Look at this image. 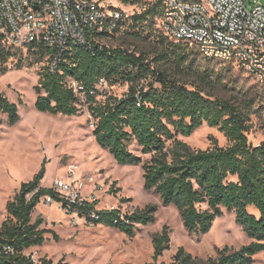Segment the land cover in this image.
<instances>
[{"label": "trees", "instance_id": "obj_1", "mask_svg": "<svg viewBox=\"0 0 264 264\" xmlns=\"http://www.w3.org/2000/svg\"><path fill=\"white\" fill-rule=\"evenodd\" d=\"M131 5L146 4L143 0H121ZM161 0L117 25L114 34L139 38L148 32L161 52L148 57L137 49L93 44L91 50L74 47L63 54L54 73L47 66L38 74L34 87V107L40 113L73 117L86 108L92 120V136L119 165L139 166L144 190L159 197L164 207L173 206L183 228L189 234L203 235L223 212L232 213L250 243L238 250L223 248L215 260L207 264H252L253 256L264 252V143L248 142L250 122L249 100L239 105L230 100L211 98L196 87H188L179 77L158 67L166 60L182 74L191 73L200 85L218 79L212 70L196 64L195 51L186 52V45L166 40L153 29L159 16ZM101 39V38H100ZM31 51H28L29 53ZM40 61L47 52L39 47L31 52ZM0 42V71L14 56ZM20 67H18L19 69ZM100 79L107 87L126 84L121 97L96 89ZM74 81L83 87L75 93L69 86ZM19 121L17 106L0 94V127ZM215 128L227 141L219 147L195 150L180 140L191 136L203 125ZM133 145L138 154L130 149ZM144 157H146L144 159ZM41 169L32 180L21 184L5 205L6 217L0 224V264H54L42 257L34 260L25 252L40 247L48 230L43 220L32 221L37 204L45 196L58 201L51 188H43ZM96 202H82L71 207L85 223L102 225L131 237L138 225L153 223L155 206L122 214L117 209L97 210ZM251 210V211H250ZM169 233L163 227L152 237V262L156 264L169 248ZM56 264H66L60 260ZM170 264H197V260L179 248Z\"/></svg>", "mask_w": 264, "mask_h": 264}, {"label": "rangeland", "instance_id": "obj_2", "mask_svg": "<svg viewBox=\"0 0 264 264\" xmlns=\"http://www.w3.org/2000/svg\"><path fill=\"white\" fill-rule=\"evenodd\" d=\"M244 1L248 9L253 2L264 4V0ZM147 2L136 5V8L143 11ZM113 6L118 7V2L113 1ZM154 31L159 34L156 18L152 33ZM100 43L112 48H135L147 56L149 62L154 52H161L148 32L139 38L116 34ZM185 49L195 57L193 49ZM14 54L5 64L6 71H0V94L17 106L19 115L15 125L2 124L0 127V224L6 217V203L14 197L21 184L32 180L41 169L44 170L40 181L43 188H51L55 179H73L82 184L80 196L90 202L95 201L97 210L117 209L122 214H131L145 207H156L153 223L138 225L129 237L110 227L89 225L78 216L63 213L55 204L46 206L40 201L31 218L32 221L41 218V228L48 232L43 245L27 250L26 255H32L34 260L45 257L54 264L60 260L66 264H148L152 262V237L163 227L168 229L169 248L156 264H170L179 248L195 258L197 264H207L208 260H215L217 252L223 248L235 251L250 243L242 228L235 223L234 215L225 211L214 220L207 233H187L177 210L171 205L162 206L158 196L144 190L139 166L117 164L107 151L96 144L92 136V120L86 108L73 117L40 113L35 109L34 87L38 74L46 66V58L37 61L35 53L23 50L14 51ZM196 58V64L202 69L212 70L219 78L210 84L200 85L191 73L181 75L182 71L166 60L158 67L179 77L188 87L199 88L211 98L230 100L238 105L249 100L248 142L253 146L264 143V86L232 64L209 62L199 55ZM106 91L109 95L121 97L127 86L116 84L107 87ZM180 140L195 150L210 148L212 140L219 147L227 146L223 135L205 124L191 136L180 137ZM130 149L139 153L133 145ZM252 260V264H264V252L256 254Z\"/></svg>", "mask_w": 264, "mask_h": 264}, {"label": "built area", "instance_id": "obj_3", "mask_svg": "<svg viewBox=\"0 0 264 264\" xmlns=\"http://www.w3.org/2000/svg\"><path fill=\"white\" fill-rule=\"evenodd\" d=\"M145 1L152 5L157 0ZM135 13H140L136 5L121 0H0V42L26 53L42 48L54 73L64 53L101 46ZM156 29L166 40L186 45L209 62L232 64L264 86V4L253 2L248 9L244 0H161ZM69 86L75 93L83 90L72 80ZM106 88L100 79L96 89ZM81 188L73 179H55L51 190L58 201L45 196L41 202L78 216L71 207L90 202L80 196Z\"/></svg>", "mask_w": 264, "mask_h": 264}]
</instances>
